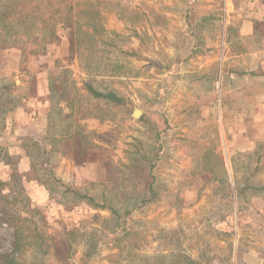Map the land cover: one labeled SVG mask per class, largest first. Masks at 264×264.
I'll use <instances>...</instances> for the list:
<instances>
[{
  "label": "rangeland",
  "instance_id": "374dc122",
  "mask_svg": "<svg viewBox=\"0 0 264 264\" xmlns=\"http://www.w3.org/2000/svg\"><path fill=\"white\" fill-rule=\"evenodd\" d=\"M257 50L264 0H0V264H264Z\"/></svg>",
  "mask_w": 264,
  "mask_h": 264
},
{
  "label": "crops",
  "instance_id": "0c3cea01",
  "mask_svg": "<svg viewBox=\"0 0 264 264\" xmlns=\"http://www.w3.org/2000/svg\"><path fill=\"white\" fill-rule=\"evenodd\" d=\"M253 56H255L254 61L252 62V64L250 65L249 69H246L245 71H243L242 74V79L246 80L247 82H251V107L250 108H246L247 112L244 115H252L255 122V125L260 126V131H264V51L263 50H257L255 52L252 53ZM243 91H249V87H245L243 88ZM246 93V92H245ZM244 111V108H242ZM258 138H260V140H264V136L259 135L257 136ZM18 136H13V140H12V144L13 146L18 144ZM257 165L255 167L254 170V176L253 178H255L259 172L260 169L264 163V153L262 155H260L256 161ZM253 186V185H252ZM264 187H258V186H253L252 189L254 190H262V192L264 191V189H262ZM261 192V193H262ZM264 195V192L262 194L259 195V197H257V199H255V204L258 203V205H253L252 206V210L254 211L253 214L254 218L252 219V223L255 229H257L259 232L264 233V204H262L259 199H262L260 197H262ZM240 221H237L236 223V230H239V225ZM241 225H242V221H241ZM242 227V226H241ZM253 244H258V242L254 239ZM261 250V249H259ZM255 256V255H253ZM261 258H263L261 256Z\"/></svg>",
  "mask_w": 264,
  "mask_h": 264
},
{
  "label": "trees",
  "instance_id": "16d2710c",
  "mask_svg": "<svg viewBox=\"0 0 264 264\" xmlns=\"http://www.w3.org/2000/svg\"><path fill=\"white\" fill-rule=\"evenodd\" d=\"M126 53V52H125ZM123 62V61H118V65H116L115 67V70H119L120 69V63ZM124 66V65H122ZM93 78H89V81H87V83H85V87H86V91L89 92L95 99H103L111 104H114V105H125L126 104V101L119 97L116 93H114L113 91H108L106 93H102L101 91H99L97 88H95L93 86V84H91L90 82L93 81L92 80ZM0 108H1V103H0ZM81 150V157L82 158H86L87 157V154H88V149L85 148V146L83 147H80L79 148ZM85 163V162H84ZM61 185L65 188V192L63 193L64 195H67V194H70L74 197H77L79 198L81 201H87L89 202V204L93 205L95 208L97 209H107L106 206H102V205H99V203H97L96 199L92 196H89V194L87 193H83L81 190H79L77 187H74V186H69L68 184H65L63 183L62 181H60ZM154 196V194H153ZM152 198L154 197H150L149 199H142L141 203L142 205L144 203H147L149 202ZM111 211L113 212V215H115L116 217H118V219L120 218V212H118L117 210H114L111 208ZM189 263H192L189 262Z\"/></svg>",
  "mask_w": 264,
  "mask_h": 264
},
{
  "label": "water",
  "instance_id": "95a60500",
  "mask_svg": "<svg viewBox=\"0 0 264 264\" xmlns=\"http://www.w3.org/2000/svg\"><path fill=\"white\" fill-rule=\"evenodd\" d=\"M141 116V112L139 110H136L134 112V117L139 118Z\"/></svg>",
  "mask_w": 264,
  "mask_h": 264
}]
</instances>
